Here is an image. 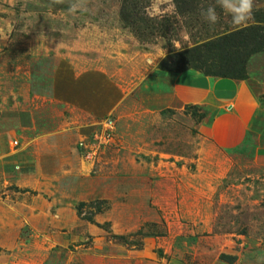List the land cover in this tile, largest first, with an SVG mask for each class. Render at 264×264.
<instances>
[{
  "label": "rangeland",
  "instance_id": "1",
  "mask_svg": "<svg viewBox=\"0 0 264 264\" xmlns=\"http://www.w3.org/2000/svg\"><path fill=\"white\" fill-rule=\"evenodd\" d=\"M209 5L0 0V264H264V155L215 151L205 109L151 93L231 67L264 107V0L240 28L218 6L210 25ZM238 34L234 56L169 70Z\"/></svg>",
  "mask_w": 264,
  "mask_h": 264
},
{
  "label": "crops",
  "instance_id": "2",
  "mask_svg": "<svg viewBox=\"0 0 264 264\" xmlns=\"http://www.w3.org/2000/svg\"><path fill=\"white\" fill-rule=\"evenodd\" d=\"M165 78L166 81L159 79L152 83L151 93L164 96L174 95L175 92V99L169 98L167 102L164 100L167 107L174 106L176 102L183 103L184 109L186 106L205 109L208 115L206 120L199 124L198 135L206 141H211L215 151H247L252 157L264 155V107L259 104L258 94L248 80L211 79L192 74H167ZM84 85H77L78 92L83 93L86 90ZM30 122L32 124V121H28L29 124ZM23 124L27 126L25 122ZM31 134L27 132V135L23 136L33 141L58 140L56 135ZM35 169V172H38V168Z\"/></svg>",
  "mask_w": 264,
  "mask_h": 264
},
{
  "label": "clouds",
  "instance_id": "3",
  "mask_svg": "<svg viewBox=\"0 0 264 264\" xmlns=\"http://www.w3.org/2000/svg\"><path fill=\"white\" fill-rule=\"evenodd\" d=\"M65 2L66 0H51L54 5ZM67 3V12L71 15L88 10V0H67ZM217 6L225 15L231 16V23L235 28L246 27L249 21L253 20L254 0H215V5H209L206 9L201 8L200 12L202 18L210 25H215L219 21ZM163 56H165V51L160 57Z\"/></svg>",
  "mask_w": 264,
  "mask_h": 264
},
{
  "label": "trees",
  "instance_id": "4",
  "mask_svg": "<svg viewBox=\"0 0 264 264\" xmlns=\"http://www.w3.org/2000/svg\"><path fill=\"white\" fill-rule=\"evenodd\" d=\"M235 37H236L235 35H232V36H227L226 38L220 39L217 43H219V46L221 48H218L217 46H215L214 48L211 47L212 45L217 44V43H213L210 45H205L204 47L197 48L193 50L192 53H185V54L175 56L174 58H177V61H175L174 63H170L169 70L173 69L176 72H185L187 70L186 68H193V69H196L197 71H200L201 67H199V65L205 64L207 59L212 58V54L215 53L216 51L218 52L219 55L224 56V57H227L229 55L234 56L233 54H235L241 48H244L246 46V44L243 42L245 41V37L240 35L239 36L240 40H235ZM227 69L230 70L229 73L219 71L220 73H214L213 76H218L219 78L232 79V80H238V81L247 80V77L238 74L237 73L238 71L231 73L232 72L231 67ZM167 112H171V111L167 110Z\"/></svg>",
  "mask_w": 264,
  "mask_h": 264
},
{
  "label": "built area",
  "instance_id": "5",
  "mask_svg": "<svg viewBox=\"0 0 264 264\" xmlns=\"http://www.w3.org/2000/svg\"><path fill=\"white\" fill-rule=\"evenodd\" d=\"M110 135H107V137H109Z\"/></svg>",
  "mask_w": 264,
  "mask_h": 264
}]
</instances>
